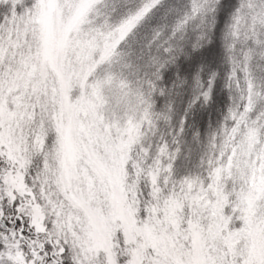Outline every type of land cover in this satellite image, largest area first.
Here are the masks:
<instances>
[{
    "label": "snow or ice",
    "instance_id": "1",
    "mask_svg": "<svg viewBox=\"0 0 264 264\" xmlns=\"http://www.w3.org/2000/svg\"><path fill=\"white\" fill-rule=\"evenodd\" d=\"M0 264H264V0H0Z\"/></svg>",
    "mask_w": 264,
    "mask_h": 264
}]
</instances>
